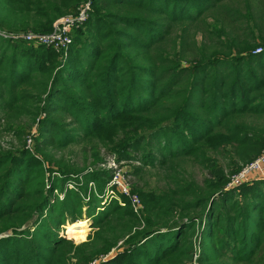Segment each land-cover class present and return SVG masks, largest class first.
<instances>
[{
    "label": "trees",
    "instance_id": "obj_1",
    "mask_svg": "<svg viewBox=\"0 0 264 264\" xmlns=\"http://www.w3.org/2000/svg\"><path fill=\"white\" fill-rule=\"evenodd\" d=\"M86 1L0 0V131L21 144L0 147V235L12 233L0 239V264H195L197 248V264H264V179L226 190L264 154V36L234 38L227 28L233 20L262 33L264 0H243L235 18L234 0H91L67 58L12 38L51 33ZM199 22L210 36L190 49ZM161 137L167 154L194 158L210 177L199 185L169 174L175 184L162 190L134 184L142 217L127 197L125 206L106 201L113 173L98 167L141 156L139 176L167 163ZM72 144H86L91 163L49 152ZM215 155L227 156L229 172ZM55 190L64 199L54 201ZM84 216L95 232L74 246L61 227ZM36 217L30 239L18 233Z\"/></svg>",
    "mask_w": 264,
    "mask_h": 264
},
{
    "label": "rangeland",
    "instance_id": "obj_2",
    "mask_svg": "<svg viewBox=\"0 0 264 264\" xmlns=\"http://www.w3.org/2000/svg\"><path fill=\"white\" fill-rule=\"evenodd\" d=\"M239 8L240 11H244V3L243 0H234L233 3H231L229 9H231L229 11V14L232 16V18H235V11L234 9ZM209 22L212 21V19H208ZM263 25H264V14H263ZM233 20H230V22L232 24H230L227 28V32L229 34L232 35V37H248L251 40H256L257 42H261L262 40L260 39V37L264 36V28L262 29V33H260L258 30H255V34L252 35L250 33V31L246 30V26L244 23L241 22H232ZM205 29H208L206 24L199 22L197 23L193 28H191L189 35L187 36V41L188 43L191 44V48L190 49H194L195 46L192 44V42L194 40H197L199 43L201 42V40L203 38H205L206 36H210L208 34V32L206 33ZM248 33V34H247ZM175 37V34L173 33V38ZM213 37V36H212ZM209 38H207L206 40L208 41ZM211 41V40H210ZM211 43L215 44V41ZM28 46H31L29 44H27ZM173 47V42H170L169 44L167 43L166 48L167 49H172ZM213 48H216L213 46ZM212 48V49H213ZM66 122L67 123H71L72 122V118H66ZM25 126H27V128L32 124L31 121H29L28 119H25L24 122ZM258 123L264 125V119H261L258 121ZM36 125V124H35ZM32 124V129L33 132L35 133V129L36 126ZM160 142H155L158 149V157L160 160H163L165 158L164 155L166 156V161L167 163L164 164H158L155 167L152 166H148L145 168V171L139 175L136 176L134 175V169L135 167H133L134 165L137 166H141L142 162H141V156H139V159L136 160L137 162H118L117 158L113 155L110 157V161H114L116 162V166L117 167H121L122 168V172L124 173V175H126L127 179L126 181L131 183V193H133V185H139V186H146L147 188H151L154 190H162V189H167L169 186H173L175 183L171 180L172 176L168 177L169 174H172L174 178H182L184 177L187 180H192L194 182H196L197 184H203L205 179L210 177L209 174V170L208 168L202 166L199 162H197V160H194V158H190V157H186V156H176L173 157L170 154H167V150L164 147V139L161 137L159 138ZM21 144L14 139L12 136H10L8 133H4L3 131H0V147H2L3 149H7L9 147H16L19 148ZM86 144H82V145H77V144H72L70 146H68L67 148H59L57 145H55L54 147L49 149V152H51V155L53 157L54 160H61L62 157H64L67 161H71V163H75L77 165H79L80 167L83 166L85 163L89 164L91 163V160H88L86 162L85 160V154L83 153V149H85ZM103 156L104 158H107L106 156H108V154H106V152H103ZM217 157V159L219 160V163L221 165H223L224 167H226L228 165L229 160L227 159V156H223V155H215ZM109 159V158H108ZM107 164V163H106ZM109 164V163H108ZM108 164L106 165L105 168H103L102 166L98 167V169H104V170H111V169H116L113 168V164H111L110 166H108ZM246 165L242 166V169L245 167ZM92 167V166H90ZM241 169V170H242ZM264 169V168H263ZM229 168L226 167V171L229 172ZM240 170V171H241ZM180 172V174H179ZM126 173V174H125ZM264 176V170L262 173L256 174V177H261ZM182 176V177H181ZM76 183L73 182H69L66 184V189H74ZM90 190L92 189V191L96 192V186L94 183H90L89 185ZM107 193L110 194V191L105 190V194H104V198L105 200H109V199H116L119 200L120 205L121 202H123L122 197L124 195H120V193L115 189V195L110 194V196H107ZM62 193L60 190L55 192V196H54V201H56V198H58L59 200L64 199L61 198L62 197ZM137 194V193H134ZM138 195V194H137ZM65 196V195H64ZM108 197V198H107ZM112 197V198H111ZM126 197V196H124ZM142 201V200H141ZM104 204V203H103ZM131 204V202H130ZM144 212V205L142 203V210L140 212V215H137L139 217H142V214ZM84 220L88 221V226L86 228H83V230L79 231V232H75L74 235H68V231L69 229L73 226L72 224L68 223L65 226L61 227V231H60V236L65 238L66 240H68L69 242L72 243V245L74 246H80L82 243H85L88 241L89 237L91 235L94 234L95 229H93L92 224H93V220L92 219H87L86 216H84ZM38 219V217L32 221L28 226H26L25 228L21 229L20 231H18L19 234H21L22 236L30 239L32 237L33 232L35 231L36 228V224L35 221ZM80 222V221H79ZM78 222V223H79ZM75 225V224H74ZM202 227H204L202 225ZM201 225L198 223L196 229L198 230L199 228H202ZM24 233V234H23ZM4 234H1L0 236H3ZM66 235L68 236H72V239H69ZM196 238V236H195ZM1 239V238H0ZM123 243V242H122ZM119 243L115 250H113L112 254H115L117 250H119L121 247V244ZM200 255V249L197 248V254L196 257L194 258V262L195 264L198 257ZM108 259V258H107ZM104 259V260H107ZM100 262H97L95 264H99Z\"/></svg>",
    "mask_w": 264,
    "mask_h": 264
},
{
    "label": "built area",
    "instance_id": "obj_3",
    "mask_svg": "<svg viewBox=\"0 0 264 264\" xmlns=\"http://www.w3.org/2000/svg\"><path fill=\"white\" fill-rule=\"evenodd\" d=\"M90 9H91V0H87L80 7V10L78 11V13L70 14L60 19L55 24L54 29L51 33L30 32L22 36L14 35V37L12 38L22 39L27 44L33 47H36V48L40 46L53 48L57 52L62 53L64 58H67L68 51L73 43V33L74 31L81 29V27L88 21ZM261 51L262 49L258 48L254 51V54H258ZM31 143H32V140L30 139L29 145H31ZM107 164L108 166L113 164L114 165L113 168H116V169H111L113 176L106 190L110 191L111 196L115 195V189L120 193V195L126 196L131 202V206L134 210V213L137 215H140V212L142 210L141 198L139 197V195L130 192L131 183L129 182L128 184L127 182L128 179L126 175H124V173L122 172V168L117 167L116 162L110 161V158L107 160ZM107 164H103L102 167L105 168ZM263 168H264V154L261 155L259 158H257L252 163L246 165L239 173L232 176L230 183L228 184L226 190H232V189L238 188L239 186L243 184L251 183V182H254L260 179H264V176L262 175L261 177H256V174L263 172L264 170ZM125 178L127 179V181ZM55 192H57V190H55ZM110 194L107 193V196H110ZM63 197H64V194H62L61 198ZM121 205L125 206L126 204L121 202ZM11 235L12 233L4 234L3 236H0V238L9 237Z\"/></svg>",
    "mask_w": 264,
    "mask_h": 264
},
{
    "label": "bare ground",
    "instance_id": "obj_4",
    "mask_svg": "<svg viewBox=\"0 0 264 264\" xmlns=\"http://www.w3.org/2000/svg\"><path fill=\"white\" fill-rule=\"evenodd\" d=\"M88 226V221L83 220L75 225H73L70 229H69V233H75L76 231L79 232L81 230H83V228H86Z\"/></svg>",
    "mask_w": 264,
    "mask_h": 264
},
{
    "label": "crops",
    "instance_id": "obj_5",
    "mask_svg": "<svg viewBox=\"0 0 264 264\" xmlns=\"http://www.w3.org/2000/svg\"><path fill=\"white\" fill-rule=\"evenodd\" d=\"M73 231H74V230H73ZM73 231H72V232H73ZM72 232L69 233V231H68L67 233H68V235H74L75 233H72Z\"/></svg>",
    "mask_w": 264,
    "mask_h": 264
}]
</instances>
